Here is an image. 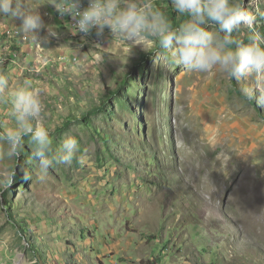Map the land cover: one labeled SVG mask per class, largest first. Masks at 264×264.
Wrapping results in <instances>:
<instances>
[{"label":"rangeland","instance_id":"374dc122","mask_svg":"<svg viewBox=\"0 0 264 264\" xmlns=\"http://www.w3.org/2000/svg\"><path fill=\"white\" fill-rule=\"evenodd\" d=\"M60 1L24 0L55 28L43 42L0 17V73L40 90L54 148L80 145L46 172L27 139L11 159L0 145V177L16 173L0 180V264H264V106L240 92L252 81L170 66L148 37L66 29ZM240 2L263 32L264 0ZM14 124L0 94V131Z\"/></svg>","mask_w":264,"mask_h":264},{"label":"clouds","instance_id":"9594fccd","mask_svg":"<svg viewBox=\"0 0 264 264\" xmlns=\"http://www.w3.org/2000/svg\"><path fill=\"white\" fill-rule=\"evenodd\" d=\"M171 4L176 13L187 17L178 26H173L150 0H89L83 9L79 0H71V7L57 10L72 16L74 26L84 35L95 29L99 38L107 28L129 43L148 37L167 54L170 66L202 73L218 69L238 83L251 80L240 92L264 106V34L254 27L257 15L246 10L240 0H171ZM0 17L19 20V31L39 42L48 38L40 37L42 30L46 29L48 36L57 35L39 11L32 10L24 0H0ZM241 28L250 32L247 43L233 37ZM155 60L157 63L158 58ZM0 94H6L15 121L14 126L0 131L5 157H18L27 139L32 160L43 172L54 164L72 163L80 151L79 141L67 134L58 147H53L52 132L39 119L43 103L38 88L29 81L12 85L8 74L0 73ZM15 175L14 171L7 172L0 180L10 185Z\"/></svg>","mask_w":264,"mask_h":264},{"label":"trees","instance_id":"16d2710c","mask_svg":"<svg viewBox=\"0 0 264 264\" xmlns=\"http://www.w3.org/2000/svg\"><path fill=\"white\" fill-rule=\"evenodd\" d=\"M65 0H62L60 2L64 3ZM166 1V5L165 6H159L158 9L162 12H164L170 22L173 24V26H178L179 24H182L185 22V20L187 19L186 16H181L180 14L176 13L175 10L173 9L172 7V4H171V0H165ZM159 4L158 0H157V3H156V6ZM56 14L58 15V11L56 10ZM261 34H264V30L263 32L260 31ZM147 59V55H143L141 57V60H146ZM148 264V263H147ZM150 264H154V263H150Z\"/></svg>","mask_w":264,"mask_h":264},{"label":"built area","instance_id":"2783aa9c","mask_svg":"<svg viewBox=\"0 0 264 264\" xmlns=\"http://www.w3.org/2000/svg\"><path fill=\"white\" fill-rule=\"evenodd\" d=\"M62 7H71V5H62ZM60 23H61V18H60ZM75 21L70 22V23H61L66 29H78L77 27L74 26Z\"/></svg>","mask_w":264,"mask_h":264},{"label":"bare ground","instance_id":"6f19581e","mask_svg":"<svg viewBox=\"0 0 264 264\" xmlns=\"http://www.w3.org/2000/svg\"><path fill=\"white\" fill-rule=\"evenodd\" d=\"M71 19H73V18H71ZM71 21V20H70ZM93 31H95V30H93Z\"/></svg>","mask_w":264,"mask_h":264}]
</instances>
